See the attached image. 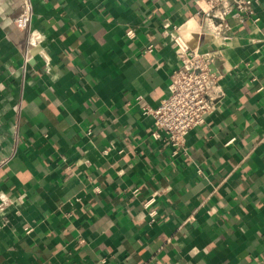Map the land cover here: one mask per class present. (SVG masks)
I'll use <instances>...</instances> for the list:
<instances>
[{
  "label": "crops",
  "instance_id": "1",
  "mask_svg": "<svg viewBox=\"0 0 264 264\" xmlns=\"http://www.w3.org/2000/svg\"><path fill=\"white\" fill-rule=\"evenodd\" d=\"M33 1L34 45L0 0V264H264V0L191 38L224 95L176 153L142 109L194 1Z\"/></svg>",
  "mask_w": 264,
  "mask_h": 264
},
{
  "label": "built area",
  "instance_id": "2",
  "mask_svg": "<svg viewBox=\"0 0 264 264\" xmlns=\"http://www.w3.org/2000/svg\"><path fill=\"white\" fill-rule=\"evenodd\" d=\"M193 1L196 12L192 18L199 25L196 34L203 30L204 33L212 32L213 40L230 39L227 33L230 29L229 20L238 18L244 22L246 16L250 17L254 13L253 0ZM35 10L33 0H7L6 11L13 15L10 21L18 28L28 29L27 41L33 45L45 37L43 27L30 26ZM182 24L174 25L166 21L162 25L163 33L177 45L176 54L180 64L169 74L167 93L159 99L157 105L142 109V114L149 117L147 126L152 138L164 139L175 153L178 147H184L187 133L206 122L218 99L224 95L220 80L225 70L220 56L192 47L189 45L191 38L179 41L177 32ZM127 35L131 37L134 32L129 30ZM30 58L31 55H25L24 66ZM110 148L106 146L103 151L107 152ZM1 201L5 202V197Z\"/></svg>",
  "mask_w": 264,
  "mask_h": 264
},
{
  "label": "bare ground",
  "instance_id": "3",
  "mask_svg": "<svg viewBox=\"0 0 264 264\" xmlns=\"http://www.w3.org/2000/svg\"><path fill=\"white\" fill-rule=\"evenodd\" d=\"M199 28L198 22L194 18H189L184 24L181 25L179 31L177 32V39L183 41L184 39L192 38L195 33L197 36V29ZM212 34V32H210Z\"/></svg>",
  "mask_w": 264,
  "mask_h": 264
},
{
  "label": "rangeland",
  "instance_id": "4",
  "mask_svg": "<svg viewBox=\"0 0 264 264\" xmlns=\"http://www.w3.org/2000/svg\"><path fill=\"white\" fill-rule=\"evenodd\" d=\"M204 30L202 31V33H199V35H204ZM209 33H206L205 35H208ZM210 36H211V34H209ZM212 37V36H211ZM190 45V44H189ZM192 47H196V46H193V45H191ZM198 49H200V48H198ZM201 50V49H200Z\"/></svg>",
  "mask_w": 264,
  "mask_h": 264
}]
</instances>
